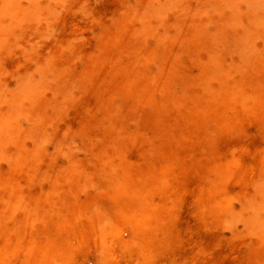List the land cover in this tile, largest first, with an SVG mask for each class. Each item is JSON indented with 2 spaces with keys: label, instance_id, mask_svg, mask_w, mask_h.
Wrapping results in <instances>:
<instances>
[{
  "label": "rangeland",
  "instance_id": "obj_1",
  "mask_svg": "<svg viewBox=\"0 0 264 264\" xmlns=\"http://www.w3.org/2000/svg\"><path fill=\"white\" fill-rule=\"evenodd\" d=\"M36 3L0 40V264H264V217L247 222L264 198V0ZM121 220L142 227L118 235Z\"/></svg>",
  "mask_w": 264,
  "mask_h": 264
},
{
  "label": "bare ground",
  "instance_id": "obj_2",
  "mask_svg": "<svg viewBox=\"0 0 264 264\" xmlns=\"http://www.w3.org/2000/svg\"><path fill=\"white\" fill-rule=\"evenodd\" d=\"M225 1V0H224ZM229 1V3H232V4H234V5H236L235 3H236V0H228ZM245 1H247V0H245ZM30 2V3H29ZM29 2H28V4H29V9H23V8H19V7H17V5H14V6H9V5H7V6H5L1 1H0V18H2V17H5V16H7V17H9V19L7 18V21L8 22H6V23H8V25L9 24H11L10 26H8L7 24V26H6V29H3V27H4V25L2 26V24H1V22H0V40H1V37L3 36V34L5 33L6 34V32L8 31V33L9 32H13V29L11 30V28H13L14 26L15 27H18L19 25H20V23L22 24L23 22H25L26 21V19H27V17L29 16V14L31 13V11H35L36 9H37V3H36V0H29ZM238 2H240V1H238ZM242 2V1H241ZM248 2H249V0H248ZM224 3V2H223ZM229 3H227V4H229ZM244 3H246V2H244ZM231 5V4H230ZM229 5V6H230ZM233 5V6H234ZM248 5V4H247ZM232 7V6H231ZM235 7V6H234ZM234 7H232V8H234ZM223 8H225V6L223 7ZM31 9V10H30ZM236 8H234V10H235ZM250 14L252 15V17L253 18H256V16L253 14V13H256V15H257V11H258V16H257V18H256V20L258 19V21L259 22H264V7H262V5H259V4H253V3H251V6H250ZM28 10V11H27ZM232 10V9H231ZM230 10V11H231ZM228 11H229V9H228ZM237 11V10H236ZM228 13V12H227ZM231 13H232V11H231ZM234 14V13H233ZM232 17H234V16H232ZM228 19H229V17H228ZM225 20H227L226 18H225ZM10 21V22H9ZM228 21V20H227ZM235 21V20H234ZM254 21V20H253ZM231 22H232V20H231ZM3 23V22H2ZM226 23V22H225ZM229 24V23H228ZM252 24V23H251ZM254 25V24H253ZM260 25V24H259ZM21 26V25H20ZM19 26V27H20ZM227 26H229V25H227ZM227 26H226V28H227ZM234 25H232V27H233ZM254 27V26H253ZM257 27V26H256ZM256 27H254V28H252L253 30L256 28ZM234 29V28H233ZM251 29V30H252ZM21 30H22V28H20V32H16V34H18L19 33V35L21 34ZM15 34V33H14ZM14 35V36H16V37H18L17 35ZM4 38H3V42L5 43V41H7L6 39H8V37L6 38L5 37V35L3 36ZM20 37V36H19ZM13 39L15 40V37H13ZM9 40V39H8ZM17 40V39H16ZM16 40H15V42H16ZM19 40H17V42H18ZM16 42V43H17ZM3 43V44H4ZM0 45H2V43L0 44ZM13 46V43H12V45H10V41L7 43H5V45L4 46ZM3 46V45H2ZM1 47L0 46V48L1 49H5V47ZM7 46V47H8ZM15 47H11L10 49H11V51H13L12 49H14ZM0 49V50H1ZM3 49V51H5ZM9 49V50H10ZM243 49H244V47H243ZM246 49H248V48H246ZM2 51V50H1ZM250 50H248V52H249ZM5 52H8V51H5ZM240 52H241V50H240ZM244 52V54L247 52V50L246 51H243ZM248 52H247V54H248ZM1 53V52H0ZM241 54H243V53H241ZM240 54V55H241ZM243 54V55H244ZM247 54H245L246 56H248ZM250 54H251V52H250ZM263 54V53H262ZM262 54H261V56H262ZM8 55V54H7ZM253 55V54H252ZM250 56V55H249ZM248 56V57H249ZM260 56V57H261ZM4 57V56H3ZM240 57V56H239ZM257 57L258 58H260L259 57V54H257ZM242 58H245V57H243L242 56ZM250 58H251V56H250ZM257 58V59H258ZM262 58V57H261ZM264 58V57H263ZM240 60V59H239ZM242 61H243V59H241ZM240 60V61H241ZM245 60V59H244ZM262 61H263V59H261ZM211 63H212V61H210ZM207 64H209L208 62H207ZM209 65H207V67H208ZM211 66H212V64H211ZM211 66H209V68H211ZM207 67H205V73L204 74H206V72H208V74H207V76L209 75V77H210V70H209V68L207 69V70H209V71H206V68ZM213 72H215V70H213ZM218 73H219V71H218ZM218 73H216L215 72V74H217V76H218ZM212 74V73H211ZM205 76V75H204ZM216 76V77H217ZM212 78V77H211ZM32 85V84H31ZM232 89V88H231ZM230 89V90H231ZM32 90V86H29V84H28V82L27 81H23V82H21V85H20V87H19V92H18V94L17 95H15V96H19V98H20V96H22L23 98H25V97H27L26 95L30 92ZM233 91V90H232ZM231 92V91H230ZM238 91H235V93H237ZM240 92V91H239ZM235 93L233 94V95H235ZM238 94V93H237ZM236 94V95H237ZM234 96L235 98L237 97V96ZM14 96V97H15ZM239 96V95H238ZM14 97L12 98V101H13V99H14ZM231 98V99H235V98ZM15 100V102H18V97L16 98V99H14ZM235 101V100H234ZM5 120V117H3V115H1V117H0V127H1V123L3 122ZM217 171H219V170H217ZM227 176H229V171L226 169V168H222L219 172H217L216 173V178H214V181L213 182H215L214 184H217L216 182H219V183H221V184H219V186L220 187H222V183L223 182H225L226 180H227ZM264 178V177H263ZM215 179H217V181L215 180ZM230 180H232V175H231V178H230ZM263 180V179H262ZM221 181V182H220ZM262 182V181H261ZM260 182V183H261ZM212 184V183H211ZM228 185V184H227ZM262 185H264V184H262ZM212 186V185H211ZM218 186V185H217ZM258 186V185H257ZM216 189H217V187H215ZM226 188V187H225ZM260 188V187H259ZM259 188H258V190H259ZM212 189H214V186H213V188H211V191H212ZM215 189V191H214V193H215V195H214V199H215V197H216V195H218V197H219V199L220 200H218L217 201V199H215V201L217 202V207L216 208H220V207H222L223 208V205H219L218 206V203L220 204V202L222 201L221 200V196L219 195V193L220 192H218L217 190H219V189H217L216 190ZM223 188H221V190H222ZM261 189V188H260ZM264 189V188H263ZM263 189H261L260 191L262 192V190ZM256 190V189H255ZM258 190H256V191H258ZM220 191V190H219ZM260 192V193H261ZM212 193H213V191H212ZM257 193V192H256ZM256 193L254 194V195H256ZM259 193V192H258ZM257 193V194H258ZM263 193H264V191H263ZM228 195V194H227ZM261 195V194H260ZM258 196H259V194H258ZM225 197V196H224ZM227 197V196H226ZM260 197V196H259ZM262 197H264L263 195L261 196V198ZM217 198V197H216ZM224 200V199H223ZM252 201V200H251ZM254 201V200H253ZM225 203H226V201H224ZM222 204H224L223 202H221ZM212 204H213V201H212ZM214 205H215V203H214ZM214 205H212V206H214ZM225 205V204H224ZM252 205V204H251ZM257 206H256V209H255V212H253V213H255V215L253 216V218H252V215L250 214L249 216H251V218L250 219H248V223H249V225H251V226H249V227H254V228H259V227H261V225H262V223H263V217H264V198H262L261 200L259 199L258 200V204H256ZM244 208H247V207H245L244 206ZM252 211H254V209H252ZM251 211V212H252ZM262 215H263V217H262ZM238 217H241L242 218V216H238ZM247 220V219H246ZM126 223H128L129 225H130V223H132V226H133V228H132V230H137L139 227L141 228L142 226V224H137V223H134V222H130V221H125L124 222V220H121V221H119L118 223H117V225H116V229L114 230L115 231V233H117L118 232V230H119V228L120 227H122V228H125L126 226L125 225H127ZM125 224V225H124ZM264 224V223H263ZM246 226V225H245ZM264 227V226H263ZM121 228V229H122ZM127 228V227H126ZM130 228H131V226H130ZM130 228L128 229V230H126V229H124V230H126L127 232L129 231L130 232ZM120 229V230H121ZM263 230H264V228H262ZM131 230V231H132ZM120 233V232H119ZM124 233H125V231H124ZM123 233V234H124ZM132 232H130L129 234H131ZM112 233H109V235L108 236H110ZM118 234V233H117ZM120 234H122V232L120 233ZM120 234H118V235H120ZM126 234V233H125ZM135 234V233H134ZM1 235V234H0ZM113 235V234H112ZM111 235V236H112ZM104 236H106V235H101V236H99L96 240H97V242H98V244L101 246V249H100V251H106V250H108V249H106V250H104V247H105V240H104ZM114 237V236H113ZM117 237V236H116ZM116 237H115V239H116ZM264 237V236H263ZM112 238V237H111ZM114 239V238H113ZM112 239V240H113ZM107 243V242H106ZM110 251V250H109ZM107 252V253H106ZM105 253H106V255L108 256V258L111 256V254L110 255H108V251H106ZM3 254H5V252H2ZM1 255V254H0ZM105 255V254H104ZM7 256V255H6ZM3 257H5V256H3ZM104 257V256H103ZM258 257V256H257ZM42 258V257H41ZM41 258H39V260L41 261L42 259ZM48 258V257H47ZM45 259V260H49L48 262H49V264L51 263H53L54 261H52V262H50L51 260H53V259ZM50 258H52V256H50ZM60 258V257H59ZM58 258V259H59ZM112 258V257H111ZM5 258H3V260H4ZM44 259V258H43ZM61 259V258H60ZM60 259L58 260V262L57 263H59V261H60ZM107 259V258H106ZM6 260H8V258H6L5 259V261ZM45 260H43V261H45ZM63 260H64V258H63ZM104 260V259H103ZM2 261V260H1ZM65 261H66V259H65ZM108 262H110L111 263V261H112V259H111V261H109V260H107ZM3 262V261H2ZM42 262V261H41ZM62 262V260L60 261V263ZM64 262V261H63ZM62 262V263H63ZM1 263V262H0ZM5 263V262H4ZM40 263V262H39ZM46 264H47V262H45ZM56 263V262H55ZM56 263V264H57ZM109 263V264H110ZM54 264V263H53ZM65 264H67V262H65ZM106 264V263H105Z\"/></svg>",
  "mask_w": 264,
  "mask_h": 264
}]
</instances>
